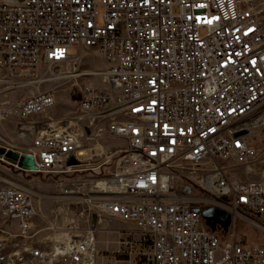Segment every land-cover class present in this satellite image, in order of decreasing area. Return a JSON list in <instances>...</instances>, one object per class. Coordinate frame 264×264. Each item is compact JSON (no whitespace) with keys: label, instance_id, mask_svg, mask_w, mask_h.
Segmentation results:
<instances>
[{"label":"built area","instance_id":"2783aa9c","mask_svg":"<svg viewBox=\"0 0 264 264\" xmlns=\"http://www.w3.org/2000/svg\"><path fill=\"white\" fill-rule=\"evenodd\" d=\"M83 50L105 69L81 67ZM64 79L80 97L74 115L21 125L31 139L15 152L36 170L0 157L57 179V199L84 208L52 245L24 248L30 264H98L103 222L135 227L111 243L128 264H264V246L234 228L242 214L264 220V176L241 177L263 155L264 0H0V122L51 109L54 89L41 88ZM106 138L126 144L110 169L92 147ZM6 144L0 135L14 151ZM0 181V215L27 240L45 197L25 179ZM195 208L229 213L227 232Z\"/></svg>","mask_w":264,"mask_h":264},{"label":"rangeland","instance_id":"374dc122","mask_svg":"<svg viewBox=\"0 0 264 264\" xmlns=\"http://www.w3.org/2000/svg\"><path fill=\"white\" fill-rule=\"evenodd\" d=\"M98 12L100 15L102 9L98 8ZM69 53L75 55L76 50L73 49ZM81 67L91 71H103L105 69L103 60L93 50H83L81 52ZM50 72L55 73V68H51ZM74 88H76L75 81H69L67 79L61 80L58 83L53 82L49 85H45L41 88L43 91L54 89L56 102L51 109L45 113L33 115L29 121H22L23 124L14 117L0 122V135L6 140V145L18 152H22L28 147L31 139L30 134L26 132L24 138H20L19 134L21 133V125L27 126L30 121L43 122L48 119L71 118L76 110V104L72 100ZM1 89L0 87V90ZM28 90L30 89L24 88L21 91L19 90L16 93H12L9 98L11 101L26 98ZM107 123L108 121L105 122V125ZM255 145L263 150V155L260 162L256 164L249 174H241V177L245 180H255L264 176V134L255 141ZM92 147H95L94 152L97 154H103L102 158L108 157L110 159V162L104 167L110 169L117 156L126 149V144L119 139L106 138L105 140L99 141L97 144H93ZM0 179L9 180L11 182L25 179L30 182L31 188L35 193L45 197V199L37 200L39 214L34 219V229L30 234V238L27 240L17 237V230L15 227L7 223L0 215V264H30L28 255L22 253L24 248H27L30 244L35 247L37 246V242L40 241H44L48 246H50V244L52 245L54 236L58 237L60 235L58 229L61 223L65 222V219H68L70 216L78 217L84 213V208L80 206V204H70L67 201L57 199L61 197V190L63 188L60 186H49L53 181L56 182L57 179L51 180V178L44 174H25L1 162ZM2 185L0 181V187ZM82 188V186L79 187V192H82ZM82 217H84V214ZM105 224L106 223L103 222L97 232L99 250L98 264H128L125 257L118 254L114 244L111 243L117 240V235L114 233H127V230H135V227L130 226L131 228L128 229L116 223L109 224V227H105ZM79 227H82V225ZM234 228L237 240L249 246H264L263 219L251 214H242V217L235 220ZM218 233H221L220 230H218ZM132 235L135 240L139 237L138 232H133ZM221 237L223 241L227 240L225 235ZM16 251L21 252L18 259L14 256V252Z\"/></svg>","mask_w":264,"mask_h":264},{"label":"water","instance_id":"95a60500","mask_svg":"<svg viewBox=\"0 0 264 264\" xmlns=\"http://www.w3.org/2000/svg\"><path fill=\"white\" fill-rule=\"evenodd\" d=\"M78 95L72 94V100H79ZM0 157H3L5 160H8L17 165L18 168L22 170H31L35 171L36 167L31 156L26 154L19 155L13 150H6L5 148L0 147ZM74 160H70L68 165L74 164ZM197 214H200L205 225L210 228L211 231H216L217 226L221 228L224 232H227L228 227L231 223V216L229 213L222 211L218 208H207L205 210H200L199 208L193 209Z\"/></svg>","mask_w":264,"mask_h":264},{"label":"bare ground","instance_id":"6f19581e","mask_svg":"<svg viewBox=\"0 0 264 264\" xmlns=\"http://www.w3.org/2000/svg\"><path fill=\"white\" fill-rule=\"evenodd\" d=\"M15 3H26V0H13Z\"/></svg>","mask_w":264,"mask_h":264},{"label":"crops","instance_id":"0c3cea01","mask_svg":"<svg viewBox=\"0 0 264 264\" xmlns=\"http://www.w3.org/2000/svg\"><path fill=\"white\" fill-rule=\"evenodd\" d=\"M116 224H117V225L119 224V225L122 226V227L124 226V227H126V228H128V229L131 228L129 225H126V224H120V223H116ZM124 229H125V228H124ZM132 234H133V233H132Z\"/></svg>","mask_w":264,"mask_h":264}]
</instances>
